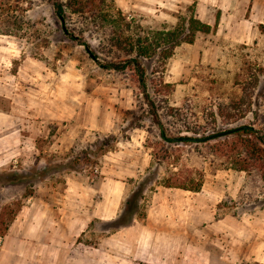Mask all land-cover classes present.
Returning <instances> with one entry per match:
<instances>
[{
  "label": "rangeland",
  "instance_id": "rangeland-1",
  "mask_svg": "<svg viewBox=\"0 0 264 264\" xmlns=\"http://www.w3.org/2000/svg\"><path fill=\"white\" fill-rule=\"evenodd\" d=\"M53 1L0 0V214L17 211L0 238V264H264V176L224 168L240 146L224 156L180 145L182 163L204 171L201 191H148L147 217L113 227L161 148L158 128L145 115L135 72L101 69L63 34ZM95 6L113 24L68 12L67 26L101 62L125 57L112 41L123 19L161 29L156 18L145 26L139 14L120 12L115 0ZM187 45L180 58L190 55ZM206 48L213 60L192 77L175 67L178 82L169 87L163 65L145 62L151 96L185 109L209 133L241 126L264 133V35L250 45L210 38ZM167 170L174 167L163 164L155 178ZM12 173L34 180L8 184Z\"/></svg>",
  "mask_w": 264,
  "mask_h": 264
},
{
  "label": "trees",
  "instance_id": "trees-1",
  "mask_svg": "<svg viewBox=\"0 0 264 264\" xmlns=\"http://www.w3.org/2000/svg\"><path fill=\"white\" fill-rule=\"evenodd\" d=\"M52 6L63 34L75 44L83 46L90 58L101 69L115 72H125L132 69L135 72L147 106L145 115L158 128L159 143L157 145H161V148L156 153L151 154L152 162L146 170L147 177L136 182L137 187L122 203L120 213L112 222L115 229L129 227L136 219L147 217L145 205L148 191L154 193L159 187L176 188L194 193L201 191L205 180L204 171L192 172L182 163V156L177 150L180 145H204L211 149L212 153L224 154V156L233 153L240 146L241 149L235 155L236 160H233L231 164L224 166V168L244 172L249 176L255 172H262L264 176V133L253 126H241L239 131L233 135L205 140L222 132L215 130L209 133V128L206 129L204 125L190 121V116L188 117L189 114L185 109L171 107L166 99L157 101L149 93L148 72L144 65L145 62L155 60L162 64L163 75L166 64L173 57L176 48L184 43L194 44L198 33L208 34L212 31L209 25L202 23L195 17L194 6L190 9L191 16L188 19L180 17L179 24L173 29L146 30L140 24H136L135 19H131L129 22L123 19L122 26L118 25V40L115 41L113 38L112 41L115 42L117 49L125 54V57L105 60L104 62H101L89 43L72 33L67 26L68 12L77 16L89 14L92 18L100 15L101 11L96 9L95 0H55ZM100 16L103 18V23L110 22L113 24V19L109 15ZM129 30L135 32L134 36L122 41L123 33ZM165 86L169 87L171 85L165 84ZM130 113L134 112L131 111ZM142 118L143 116L134 119L141 120ZM184 133L187 135H183ZM197 135H200V137ZM230 138H234V141L230 142ZM212 142L216 143L210 145ZM163 164L171 165L174 170H167L168 176L156 179L158 169ZM67 168H70V166ZM46 172L47 169L41 172L40 175H44ZM31 179L34 180V176L12 173L9 175L7 183L18 184ZM152 182L153 186L149 187ZM18 202L20 203V201ZM16 215L17 211L11 206L4 208L0 214V238L6 236Z\"/></svg>",
  "mask_w": 264,
  "mask_h": 264
},
{
  "label": "crops",
  "instance_id": "crops-1",
  "mask_svg": "<svg viewBox=\"0 0 264 264\" xmlns=\"http://www.w3.org/2000/svg\"><path fill=\"white\" fill-rule=\"evenodd\" d=\"M122 13H136L142 23L149 26L153 18L161 29H173L184 16L187 4H194L195 17L209 25L208 34L198 33L194 44H188L190 55L180 58L177 49L168 61L162 80L165 84H177L171 73L175 67L183 66L192 77L200 63L211 62L212 49L206 48L210 38L222 39L231 45H250L264 35V0H115ZM181 14L180 17L175 16ZM186 17V16H185ZM184 17V18H185ZM208 38L207 41L204 39ZM211 44V43H210ZM182 48V47H180Z\"/></svg>",
  "mask_w": 264,
  "mask_h": 264
},
{
  "label": "water",
  "instance_id": "water-1",
  "mask_svg": "<svg viewBox=\"0 0 264 264\" xmlns=\"http://www.w3.org/2000/svg\"><path fill=\"white\" fill-rule=\"evenodd\" d=\"M237 131H239V128H237V129H232V130H229V131H225V132L219 133V134L214 135V136H211V137H209L208 139H205V140H212V139H215V138L226 137V136H229V135H233V134L236 133Z\"/></svg>",
  "mask_w": 264,
  "mask_h": 264
}]
</instances>
